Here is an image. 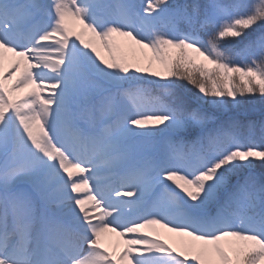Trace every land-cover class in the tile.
<instances>
[{
    "label": "snow or ice",
    "instance_id": "snow-or-ice-1",
    "mask_svg": "<svg viewBox=\"0 0 264 264\" xmlns=\"http://www.w3.org/2000/svg\"><path fill=\"white\" fill-rule=\"evenodd\" d=\"M0 264H264V0H0Z\"/></svg>",
    "mask_w": 264,
    "mask_h": 264
},
{
    "label": "rangeland",
    "instance_id": "rangeland-1",
    "mask_svg": "<svg viewBox=\"0 0 264 264\" xmlns=\"http://www.w3.org/2000/svg\"><path fill=\"white\" fill-rule=\"evenodd\" d=\"M85 39H88L87 34L85 35ZM113 39L118 43H122L126 45L123 49L124 54L128 56L133 55V49H135L136 46L131 45V42L126 41V38L123 37H113ZM101 54L107 56V53H105L102 48H101ZM136 54L138 55L139 52L137 51ZM141 232H147L150 236L159 234L160 238L163 239L166 244L173 246H175L181 239H183L182 237H179L176 234L169 233L165 229L159 228V226L157 225H153V226H149L148 228L141 229ZM103 244L104 246L112 249V248H116L117 246H123V240L120 237H118L115 233H107L103 237Z\"/></svg>",
    "mask_w": 264,
    "mask_h": 264
},
{
    "label": "trees",
    "instance_id": "trees-1",
    "mask_svg": "<svg viewBox=\"0 0 264 264\" xmlns=\"http://www.w3.org/2000/svg\"><path fill=\"white\" fill-rule=\"evenodd\" d=\"M196 90L195 89H193V92H195Z\"/></svg>",
    "mask_w": 264,
    "mask_h": 264
}]
</instances>
